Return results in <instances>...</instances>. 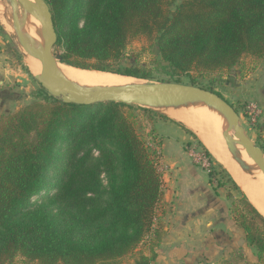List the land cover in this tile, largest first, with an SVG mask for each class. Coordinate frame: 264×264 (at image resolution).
Returning a JSON list of instances; mask_svg holds the SVG:
<instances>
[{
  "label": "trees",
  "instance_id": "16d2710c",
  "mask_svg": "<svg viewBox=\"0 0 264 264\" xmlns=\"http://www.w3.org/2000/svg\"><path fill=\"white\" fill-rule=\"evenodd\" d=\"M45 1L63 63L79 69L152 79L120 64L141 36L176 77L264 59V0ZM34 98L0 120V264H115L147 240L152 256L140 264L154 262L166 227L158 213L164 179L157 152L137 131L135 106L66 104L41 86ZM142 110L157 140L155 123L171 120ZM204 150L216 165L210 183L225 187L223 176L238 192L230 215L264 264V215Z\"/></svg>",
  "mask_w": 264,
  "mask_h": 264
},
{
  "label": "rangeland",
  "instance_id": "374dc122",
  "mask_svg": "<svg viewBox=\"0 0 264 264\" xmlns=\"http://www.w3.org/2000/svg\"><path fill=\"white\" fill-rule=\"evenodd\" d=\"M2 8L3 6L0 2V99H2L0 100L1 121L30 105L35 99L34 96L37 90L40 88V84L32 76V74H38L36 67L29 63L27 61V57L22 54L17 42V37H15L10 30V26L13 24L10 13L11 11L8 12V17H4V11ZM55 53L62 54V47L57 45L55 48ZM120 64L123 67H137L151 71L152 79L143 80L133 78L135 79L136 83H175L174 81L178 80L181 84L193 85L221 95L223 99H225L238 111L241 125L245 128L246 134L256 143L257 146L261 147L264 151V111L261 107H264V59H255L251 56H246L238 66L232 69L215 70L209 72L192 71L189 74L176 77L173 75L169 64L164 62L159 56L155 42L141 36L129 41ZM251 103L257 104L263 112V117L257 123H253L251 121V113L248 110V106ZM151 112L164 115L171 121L176 122L177 124H180L189 130L190 133H185L187 138H189L190 143H184L183 147L185 150V164L195 168V170L200 173L201 178L208 181L209 174L211 173L212 167H214L215 164L206 155L204 150V148H206L212 155L213 159L230 174L240 189L245 193L249 201L253 203L260 210V212L262 211L260 209V204L262 205V202L256 198L258 195L255 194V190L253 188H248L245 190L236 181L234 177L236 175L222 164L226 163V166H229V161L220 155L218 151L212 148L209 144H207V136L198 132L194 127L184 121H177L173 118H170L169 115L167 116L164 113L162 114V112L156 109H152ZM133 114L138 115L136 124L138 133L152 148V150L157 152L160 171L162 174H164V170H166L168 163L162 162L163 146L159 148L157 143L159 140H164L165 138L160 137V135H158L157 140L154 138L155 135L151 131L152 125L148 119V117L151 115L144 113L142 107L135 106ZM219 125V127L212 129L211 134L221 137V140L223 139L225 143L224 133L229 129V124L228 127L226 126L225 122L219 123ZM178 128L180 127L178 126ZM150 133H152V136H150ZM232 156L235 157L233 154ZM219 179H221L223 184H226L225 187H217L216 180H214L213 183L208 181V183L210 184L212 192H214L215 196L218 198V213L220 215V219L222 218L226 221V219L231 217V201L238 197V192L233 191L230 188V184L227 183L228 180L226 177L219 176ZM161 212H163V208L160 206L158 213ZM220 225L221 226L217 224V226L221 228L222 224ZM241 231L242 230L239 227L238 229L231 231V237L235 241L236 245H239L240 242L242 244V240H244V235H241L243 234L240 233ZM235 239L239 241L237 242ZM151 256V252L149 251V241L147 240V242L139 246L133 254L121 259L115 264H140L143 263L144 257L150 258ZM240 258L241 256L236 255L234 252L229 253L225 262L226 264H230V262L235 263L240 260ZM242 259L244 260V257ZM17 264L25 263L19 261Z\"/></svg>",
  "mask_w": 264,
  "mask_h": 264
},
{
  "label": "crops",
  "instance_id": "0c3cea01",
  "mask_svg": "<svg viewBox=\"0 0 264 264\" xmlns=\"http://www.w3.org/2000/svg\"><path fill=\"white\" fill-rule=\"evenodd\" d=\"M155 129L165 138L162 162L168 163L163 174L164 200L160 204L166 227L156 248L157 258L150 264H226L228 254L233 252L241 258L230 264H258L255 250L245 240L236 245L232 239L231 231L238 229L232 217L220 219L218 198L209 180L184 163V143H190L185 131L171 121H157Z\"/></svg>",
  "mask_w": 264,
  "mask_h": 264
},
{
  "label": "water",
  "instance_id": "95a60500",
  "mask_svg": "<svg viewBox=\"0 0 264 264\" xmlns=\"http://www.w3.org/2000/svg\"><path fill=\"white\" fill-rule=\"evenodd\" d=\"M0 2L3 6L4 17H8V12L11 11L10 13L18 44H20L22 49L29 55L40 60L42 74H31L50 96L66 104L80 106L120 103L130 106H139L150 110L156 108L178 110L190 105L203 104L222 114L228 121L229 129L224 133V138L229 151L233 152L236 160L241 164L243 163L242 160L238 158V154H236L237 150L233 144L234 138L231 136V132L234 133V137L239 141L247 155L264 174L263 149L257 146L246 134L245 128L241 125L238 111L218 94L193 85L173 82H137L116 87H82L74 81L69 80L58 66L59 63H63V57L61 53H55L58 36L52 12L47 2L45 0H37L40 7V18L43 24L46 25L49 34L48 42L43 45L33 40L23 29V23L28 16H36L30 3L27 0H0ZM244 166L249 168L246 164H244Z\"/></svg>",
  "mask_w": 264,
  "mask_h": 264
},
{
  "label": "bare ground",
  "instance_id": "6f19581e",
  "mask_svg": "<svg viewBox=\"0 0 264 264\" xmlns=\"http://www.w3.org/2000/svg\"><path fill=\"white\" fill-rule=\"evenodd\" d=\"M27 1L30 3V5L33 6L36 16H28L26 21L23 23V29L32 37L33 40L38 42L40 45H43L48 42L49 34L46 25L43 24L39 15L40 7L37 0ZM10 27L12 34L17 37L13 24ZM20 48L24 56L27 57V61L36 67L38 72L37 75L42 74V65L40 60L29 55L24 49H22L21 46ZM58 66L62 73L69 80L74 81L82 87H116L136 83L135 79L131 77L121 76L119 74L117 75L114 73L112 74L81 70L68 66L64 63H59ZM156 110L162 112V114H166L167 116L169 115L170 118H173L177 121H184L190 124L198 132L203 133L205 136H207V144H209L212 148L218 151L220 155H222L226 160L229 161V166H226V163L222 164L236 175L234 176L236 181L245 190L248 188H253L255 190V194L258 195L256 198L258 200H261L262 202V205L260 204V209L262 211L260 212V210L253 203L252 204L261 214L263 213L264 215V174L255 165L253 160L247 155L244 148L239 144V141L234 137L233 132H231V136L234 138L233 144L236 147V153L239 155L238 158L243 162L242 164L239 162L241 165L236 160V157L232 156L233 152L228 151L229 148L227 149L228 146L226 142L224 143L223 139L221 140V137L211 134L213 128L220 126L219 123L225 122L226 126L228 127V121L222 114L211 108H208L203 104L190 105L178 110L165 108H156ZM244 164H246L249 168H246Z\"/></svg>",
  "mask_w": 264,
  "mask_h": 264
},
{
  "label": "built area",
  "instance_id": "2783aa9c",
  "mask_svg": "<svg viewBox=\"0 0 264 264\" xmlns=\"http://www.w3.org/2000/svg\"><path fill=\"white\" fill-rule=\"evenodd\" d=\"M248 110L251 113V121L253 123H257L259 120H261V118L263 117V112L262 110L259 108V106L257 104H253L251 103L248 106Z\"/></svg>",
  "mask_w": 264,
  "mask_h": 264
}]
</instances>
